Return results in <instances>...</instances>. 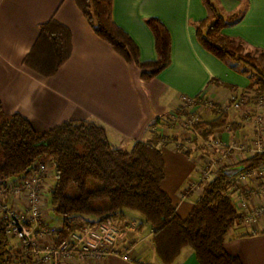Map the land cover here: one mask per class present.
Wrapping results in <instances>:
<instances>
[{
	"label": "crops",
	"instance_id": "crops-1",
	"mask_svg": "<svg viewBox=\"0 0 264 264\" xmlns=\"http://www.w3.org/2000/svg\"><path fill=\"white\" fill-rule=\"evenodd\" d=\"M221 2L223 16L234 21L239 19L225 27L223 33L264 52V0ZM53 16L69 28L72 52L70 59L54 77L43 78L22 64L38 37L39 25ZM206 16L203 0H114V21L138 46L141 61L157 59L155 38L146 24L147 19L158 18L171 35V66L157 78L145 80L135 65L126 62L94 33L75 0H0V115L20 114L38 132L47 131L65 121L91 120L105 127L114 147L130 150L136 141L149 140L153 131H169L171 122L163 127L156 125V121L161 118L163 124L164 120H170L185 98L202 96L207 106L224 109L230 103L232 94L241 93L251 85V81L242 66L229 60H218L199 44L194 23ZM213 79L233 86L236 91L217 85L212 82ZM204 106H200L199 111ZM209 111L206 113L212 118L214 113ZM248 128L249 124L245 123L244 130ZM217 131L215 135L218 139L222 137L220 141L223 145L232 140L228 133L220 136ZM238 137L239 142L241 137ZM183 138L186 139V136L179 139ZM173 147H165L174 166L171 173L166 160L163 189L173 199L178 213L186 217L201 194V189L192 194L186 193L200 178L201 168L195 166V161L200 163V158H204L202 164L207 160L200 151L192 150V158H188ZM213 152L206 151L207 157L213 158ZM216 155L221 158L220 165L232 162L230 156L225 157L222 149L216 151ZM48 168L47 178L43 180L45 198L42 203L45 209L41 210L42 224L36 228L37 237L45 229L58 230L63 221L57 217L58 225L54 228L50 225L49 210L52 209L49 196L55 174ZM49 179H53L52 185H49ZM243 192L250 209L264 206V178L250 181ZM234 196H237L236 192ZM2 201L16 211L25 209L19 199L5 196ZM80 222L78 231L91 228L98 218L88 217ZM110 222H115L113 224L118 228L131 224L127 230L135 227V219L126 212ZM128 235L124 232L116 252L103 258L91 257L78 250L71 257L62 255L58 260L43 264H161L152 244V230L147 237L151 243L145 246L136 238L129 239ZM45 239L48 242L43 247L54 246L51 236ZM15 241L12 238L14 250L21 255L20 242ZM39 242L41 244L42 240ZM151 250L154 255H151ZM226 250L238 257L242 264H264V217L255 223L242 220L231 231ZM175 264L199 263L194 251L185 248Z\"/></svg>",
	"mask_w": 264,
	"mask_h": 264
},
{
	"label": "trees",
	"instance_id": "trees-1",
	"mask_svg": "<svg viewBox=\"0 0 264 264\" xmlns=\"http://www.w3.org/2000/svg\"><path fill=\"white\" fill-rule=\"evenodd\" d=\"M75 2L94 33L126 62L135 65L143 79H155L171 66V35L158 18L146 20L155 38L157 59L143 62L138 46L114 21V0ZM203 5L207 16L194 23L199 44L218 60H233L242 66L251 85L240 91V97L247 100L246 104L254 102L264 106V52L223 33V29L237 22L238 18L234 21L223 16L213 0H203ZM71 52V32L53 16L39 25L38 37L22 65L40 77L51 78L70 59ZM212 82L236 91L233 86L219 80L213 79ZM195 100L203 101V97L197 96ZM213 108V119L199 120L192 127L206 141L205 146L212 142L214 134L221 128H227L231 137L239 129H244L243 123L230 122L229 114L220 107ZM162 120L158 118L156 125L164 127L169 122L167 119L162 124ZM168 143L171 142L157 130L149 140L136 141L130 150L121 149L111 144L104 126L91 120L65 121L38 132L20 114L0 115V185L22 178L39 162L50 161L54 165L55 181L49 205L63 220L61 227L50 234L55 247L78 231L80 220L96 217L98 222L91 227L96 228L122 217L127 210L145 217L161 264H175L185 248L194 251L199 264H242L238 257L226 250L231 231L242 220L244 222V216L234 202V180L239 174L264 165V149L214 170L211 178L199 186L201 194L194 201L190 213L182 217L169 193L163 189L166 179L165 147ZM193 153L188 150L184 155L192 158ZM238 166L244 167L239 174L234 177L225 174L227 168ZM89 181L99 183L100 187L89 190ZM71 187L79 192L77 197L68 195ZM190 187L186 193L192 194ZM99 202L106 204L94 206ZM143 226L139 224L137 230L141 231ZM11 240L6 234L5 220L0 215V264L22 263Z\"/></svg>",
	"mask_w": 264,
	"mask_h": 264
},
{
	"label": "built area",
	"instance_id": "built-area-1",
	"mask_svg": "<svg viewBox=\"0 0 264 264\" xmlns=\"http://www.w3.org/2000/svg\"><path fill=\"white\" fill-rule=\"evenodd\" d=\"M186 100L187 102L185 104L192 106L195 99L188 98ZM232 102V109L234 108V110H239L243 106L241 99L237 95L232 99ZM196 122L197 117L193 113L192 119L190 122H186L184 127L187 129L192 128ZM216 144L221 145L220 142H216ZM211 145L209 144V146ZM225 146L227 147L228 153H231L233 150H245L247 148L245 145L239 147V143L237 142H229ZM263 149L258 147L253 149V152L259 153ZM217 164L214 166L212 162L210 167L205 169L201 168L200 171L202 174L200 175V179L191 185L189 192L198 191L201 183L209 180L212 172L218 169ZM48 170L49 168L44 162H39L33 171L18 179L17 182L0 185V215L5 220L6 234L8 237L20 242L22 253L18 256L22 260L21 264L51 263L52 261L58 260L62 255L71 257L78 250H81L83 254L97 258H103L116 252L122 234L110 221L102 223L96 228L85 229L82 232H74L70 239L63 242L59 247L51 246L48 248L41 246L39 241L44 240L45 237L50 236L52 231H55V229H45L40 233L38 239L35 236L36 228L42 224V201L40 199L45 192L43 180ZM262 178H264V165L241 173L234 180V193L236 192L237 194V196H233L235 206L243 214L246 222L255 223L258 219L264 217V206L250 209L249 202L241 193L240 189L245 187L250 181ZM21 193H25L27 198H29L28 205L23 210L14 211L9 204L2 201L5 196L13 199L14 196L16 198ZM125 258H127V255Z\"/></svg>",
	"mask_w": 264,
	"mask_h": 264
},
{
	"label": "rangeland",
	"instance_id": "rangeland-1",
	"mask_svg": "<svg viewBox=\"0 0 264 264\" xmlns=\"http://www.w3.org/2000/svg\"><path fill=\"white\" fill-rule=\"evenodd\" d=\"M213 2L215 4V6L217 7V9L222 14L224 12L223 11L224 7H223L221 0H213ZM229 61L236 64L237 66H239V64H237V62H235L233 60H229ZM236 95L239 99H241V102L243 105V106H241V108L239 110H234V108L232 109V104H233L232 99L235 98ZM186 99H188V98L183 99L182 105L179 107L178 112H176L171 117L170 120L168 119V121L172 123L171 127L169 128V131L163 130L161 132L165 136L166 140L171 142V143H168V145H171V146L174 145L173 148L175 150L181 152L182 154H184L188 150H195V152L200 151V153H203V155L205 156V160H207V162L202 163L203 165L200 164L202 159L204 160V158H200L201 159L200 163L195 161V166L197 168H198V166H200V168H202L204 165L207 166L208 164H209L208 167H210V165L213 162L214 166H215V164L218 163L217 167L219 169L221 167V165H220V163H221L220 159L221 158H218L219 156L216 155V151H218L219 149H223V151H225V157L230 155L229 158H231L230 160L232 162H228V164H234V163H237V162L245 159V157H247L248 155L254 154L253 149L258 148V147H260L262 149L264 148V132H263V128H264V106L262 104L257 105L254 102H250L249 104H246L245 102L247 100L245 101L244 97H240V94L233 93L228 106L225 107L224 109L221 108L222 111L227 112L229 114V115L228 114L227 115H228L230 122L236 121L239 123H243L244 127H245V123L249 124V128L247 129V131L244 129L243 130L239 129L238 132L236 133V135L234 137H232V140L231 141L229 140L231 143H236V142L239 143V147L241 145H245V147L247 146V148L245 150L244 149L243 150H241V149L233 150V151H231V153H228L227 147L225 145H223L224 144L223 142L220 141L222 137L220 139H218L217 136L214 134L212 142L209 143L212 145L211 146H209V145L205 146V144H207V143L200 136L198 131L194 130V128L187 129L184 127L185 123L190 122V120L192 119L193 113L197 117V122H199V120L210 121L214 117V115H213L211 118V114L207 115V113H206V111H209V110H210L209 112L213 111V109H214L213 106H207V103L203 102L202 100L200 102L194 100L193 105L190 106V105L185 104L187 102ZM193 99H195V98H193ZM203 105H205L203 107V110L199 111V110H201L200 106H203ZM229 112H231V113H229ZM240 116H242V117H240ZM232 118L234 119V121ZM218 131L220 133H217V135L218 134L224 135L225 133L229 134V131L225 127L219 129ZM153 133H154V131H153ZM178 134H180V135H178ZM183 135L186 136V139L183 138V140H180L179 138ZM238 135H240V137H241L239 142H238V139H239ZM189 136H190V138H188ZM244 139L247 141H245ZM216 142H220L222 146L217 145ZM227 142H228V140H227ZM193 148H195V149H193ZM208 150L214 151L213 154L215 153V155L213 156V158H211L209 155L208 156L210 158L207 157L206 154H208V153H206V151H208ZM168 152H169L168 150L165 151V160L169 161L168 168H169L170 172L172 173L171 169L174 166V164L172 163L171 157L167 156L169 154ZM45 164L48 167H50L51 170H54V165L51 164L50 161H46ZM203 168L205 169V167H203ZM218 169H216V170H218ZM47 172H49V171H47ZM47 175H48V173L45 174V176H47ZM45 178H47V177H45ZM43 184H44V182H43ZM52 184H53V179H49V185H52ZM53 186H54V184H53ZM99 187H100V184L95 182V181H89V183H88V189L89 190H94V189H97ZM243 188L244 187H242L240 189V191H243L242 190ZM24 194L25 193H21L16 198L14 196L13 199H16V200L19 199V201H21L24 206H27L29 198H27L26 194L25 195ZM68 195H70L72 197H77L79 195V192L77 191V189L75 187H71L69 192H68ZM44 196H45V192L42 195V198L40 199V201H42V202L44 201V198H45ZM105 204H106L105 202H99V203H95L94 206L105 205ZM43 207H45V206H43V203H41V210L42 211H44V209H45ZM13 210L16 211L15 209H13ZM125 212L127 214H129L130 216H132L133 219H135V227L130 229V230H127V227L130 226L131 224H126L125 226H123L124 228L123 227L118 228V226L115 225L117 227V229L121 232V234H123L124 232H127V234H129L128 238L131 240H132V238H136V241L138 243H141V244L143 243L142 246L150 244L151 241L149 239H147V237L150 235L151 228L148 224L145 223V217L139 212L127 211V210ZM49 217L51 218V223H50L51 227H53V228L56 227L58 225V221L56 219L57 215L52 210H49ZM113 223H115V222H113ZM137 224H144L142 232H139L137 230V226H138ZM123 229H125V230H123ZM139 233H140L139 237H136V235ZM36 238L38 239V237H36ZM46 242H48L46 239L42 240L41 245L42 246L45 245ZM48 245L51 246L52 244L48 243ZM189 249L192 250L191 248H189ZM151 255H154V252L152 253V250H151Z\"/></svg>",
	"mask_w": 264,
	"mask_h": 264
},
{
	"label": "water",
	"instance_id": "water-1",
	"mask_svg": "<svg viewBox=\"0 0 264 264\" xmlns=\"http://www.w3.org/2000/svg\"><path fill=\"white\" fill-rule=\"evenodd\" d=\"M243 170H244L243 166L231 167L225 170V174H227L230 177H234L235 175L239 174Z\"/></svg>",
	"mask_w": 264,
	"mask_h": 264
}]
</instances>
